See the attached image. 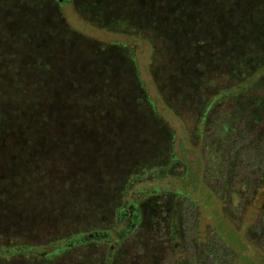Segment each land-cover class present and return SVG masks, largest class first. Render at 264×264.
<instances>
[{
	"label": "rangeland",
	"instance_id": "obj_1",
	"mask_svg": "<svg viewBox=\"0 0 264 264\" xmlns=\"http://www.w3.org/2000/svg\"><path fill=\"white\" fill-rule=\"evenodd\" d=\"M20 1L27 2V0H18L19 4ZM34 1L42 10L47 11L49 17H54L57 23L61 18L63 25L69 31L75 32L83 39L93 41L99 49L105 48L104 51L112 57L117 66L126 68L133 64L127 62L122 50L113 49L111 46L130 50L139 79L143 82L154 107L153 111H156L169 127H162L163 131L154 128L149 132L147 128L150 126H143L137 120V116H133L135 103H130L129 106L126 104L122 109L121 117L126 115L128 120L137 121L140 127H124L125 130L129 129V133L126 131L118 141L120 132L117 128L121 120L120 114L116 111L114 115V111H110L106 106V100L99 95L102 89L94 91L99 85L106 87V84H101V76L96 75L97 77L92 79L94 74H89L84 61L71 54V48L69 52L66 51L69 39L66 44L62 43L59 33L54 39L60 41L59 43L42 39L44 37L42 31L36 32L34 36L40 41L42 49L36 50L30 61L26 57L17 65L18 76L24 83L21 89H26V93L20 92L15 95V92L14 97L41 98L27 109L30 117L36 119L37 115H43L47 111L48 115L55 116L57 127H47L49 123H42L41 127H30V131L29 127L23 126L11 127L4 131L0 124V186L4 181L9 180L7 186L0 191V196L6 195L0 198V245L32 246L30 255L26 257L17 255L9 260L0 259V264H85L88 260L92 263V259L97 256H99L98 264H264V127H250L249 146H238L226 156L222 153L221 142L228 143L224 144L226 146L232 144L227 140L228 129H236L237 131L232 135L238 136L239 130L241 131L243 127L241 123H237L225 129L221 127L222 122H218L219 127L212 128L216 124L219 112L227 109L232 112L237 105L242 108L248 96L263 97L264 85L252 86L241 95H238L237 91L236 97L228 101L224 100L223 89L238 85L239 78L221 72L223 70L217 67L208 76L206 69L203 70L200 59L197 58L200 52H205L207 49L205 29L208 27H201L198 31L193 29L191 33L188 30L190 27L187 20L179 22L177 28L187 40L191 38L189 43L193 53L192 66L193 70L195 68L198 70L196 89L200 94L199 96L190 94L186 99H178L173 93L171 83L174 77L179 76L177 70L180 71L182 68L173 58L170 59V54L173 57L180 52L176 50L173 54L176 47L185 52L188 45L184 42H174L173 45L169 36L162 38L157 34L146 35V29L130 25L133 18L124 15L121 10L106 20L98 21L97 12L82 10V5L78 4L82 3L81 0L77 3H74L75 0ZM197 1L199 6L205 2L211 7L207 16L212 21H216L223 16L221 13L233 0H222L219 4L220 8L212 6L213 0ZM237 1L234 0V4ZM102 3L105 5L104 0ZM154 6L156 3L152 6V11ZM241 7L242 10H238L240 24L244 27L245 19L249 24L244 28L248 30L250 37L252 36L250 32L259 28L258 35L264 39V32H261L263 28L253 25L251 21V14L258 11L247 10L245 5ZM108 9L109 6L106 4L103 11L106 16ZM10 10L12 11L11 8ZM198 11L201 12L198 16H202L201 7ZM11 17L13 16L10 13L8 20H11ZM194 17L191 16L190 20L195 21L197 25L198 21L194 20ZM56 27L60 30V24ZM67 29L63 33H66ZM202 36L204 39H201ZM243 38L246 39L244 36ZM86 47H88L87 42L83 43V48ZM70 66L74 69H70ZM119 67H116L117 70ZM126 73L130 74L131 69H127ZM244 75L241 74V81L244 80ZM209 77H213V80L207 81ZM3 78L4 71L0 68V79ZM128 79H131V75ZM91 80L93 82L95 80L94 83L89 84L94 94L82 95L80 90L83 82ZM124 85L125 87L121 86V88L125 90L131 87L129 84ZM236 87L239 89L238 86ZM218 90L222 91L215 97L214 102L217 104L214 110L206 113V120L202 123L201 115L204 114V106L209 101L205 96ZM49 100L52 103L47 108ZM93 100L99 104V114L94 111L97 104L90 107ZM81 107L87 109L89 117H86L87 111H83ZM13 110L18 113V109ZM226 118L227 116L222 113L220 121H225ZM143 119L147 121L146 118ZM130 124L132 122H129ZM120 125L122 126V123ZM167 130L172 131L170 157L173 158L174 163L169 177L152 182L153 187L162 192L159 197L160 203L156 202L159 203L158 207L154 208L150 195L137 204L143 223L128 239L121 242V245L116 246L113 243L115 251L108 254V260L106 244H96L95 253H90L87 248L80 246L60 252V247L71 239L67 238V234L73 232L74 226L85 224L83 215L78 214L82 221L69 223L74 217L73 210L71 209L73 216L68 218L62 211L69 199L68 193L65 195L62 193L60 197L53 196L52 201L60 203L56 213L55 204H51L50 198L39 195L38 191L31 190L22 196L21 184L26 180L34 181L36 177L34 173L27 174L25 168L30 169L35 163L47 162L50 171L55 172L50 175L57 177L60 182V189L58 183L54 182V187L58 188L56 193L64 190L72 192L75 186L74 177L80 178V186H85V180H90L92 189L95 190L99 178L106 176L105 173L113 162V154L119 144L125 146L123 154L125 160L122 158L125 164L124 173L137 169L145 173H160V170L170 169L168 164L163 166V169L159 168L157 164L159 161L156 160L157 157L160 160L164 159L162 152L166 142L163 138ZM21 134L27 135L26 140ZM13 143L32 148L30 152L25 153L26 155H21L18 149L12 146ZM209 143L211 149L207 148ZM11 146L14 148L12 154ZM48 152L49 154L46 155ZM70 178L72 180L68 181ZM140 181V178L136 179L126 198L121 199L118 193L114 195L115 198L118 197L116 210L125 202L132 207L134 192L137 189H140L138 194L144 192V188L137 185ZM76 191L82 193V190ZM70 200L75 202L72 198ZM126 210L127 215L132 216V208ZM115 211L106 216L104 208L93 214L98 227L120 229L122 226L114 225ZM2 214H8V218L3 217ZM156 219L172 222V225L168 226L174 227L175 231L164 229L163 232L157 230L149 234L148 231L154 228ZM148 221L152 222L149 227L145 224ZM125 223L122 225L124 226ZM68 229L71 231L67 232ZM172 233L173 238H171ZM140 246L142 251L139 249ZM54 251H57V255L52 257L51 255L54 254L50 253ZM48 255L50 257H47Z\"/></svg>",
	"mask_w": 264,
	"mask_h": 264
},
{
	"label": "trees",
	"instance_id": "obj_2",
	"mask_svg": "<svg viewBox=\"0 0 264 264\" xmlns=\"http://www.w3.org/2000/svg\"><path fill=\"white\" fill-rule=\"evenodd\" d=\"M81 1L82 3L79 2L78 4L82 5V10H93L94 12H97L98 21L106 20L109 16H113L112 14L118 13L119 10H121L124 15L131 16L133 18L129 24L139 27V29L145 28L146 35L152 34V36H154L157 34L162 38L169 36L172 38V44L174 42H184L186 45H188L185 52L181 48L176 47L177 49L175 48L173 54L176 52V50H179L180 52L173 55V57L172 54H170V59L173 58L174 62H176V64L182 68L180 71L177 70L179 76L174 77L171 83L173 86V93L178 97V99H186L190 94H194L196 96H199L200 94V92H198L196 89V81L198 79L196 76L198 70L196 68L193 70L192 66L193 53L192 47L190 45L191 43H189L191 38L189 37V40H187L177 28L179 22H185L187 20L188 26L190 27L188 30L191 33L193 29L198 31V29L201 27H208L205 29V34L207 36V39H205V44L207 45V49L205 52H200L197 56V58H199L201 61L203 70L206 69L208 76H210L212 70L217 67L220 70H223L221 72H225L229 75L239 78L238 85H233L227 89H223L225 92V96L223 98L224 100L228 101L229 99L236 97L237 91L238 95H241L242 93L247 92V90H249L252 86H257L259 84L261 86L264 85V39L259 37V28H256L255 30V27L253 28L255 31L250 32V34H252L250 37L248 30H245L244 28L249 23L244 19L243 27V25H241L239 22L241 18L239 17L240 14L238 13V10H242V5L247 6V10L256 9L258 12L251 14V21H253V25L263 28L261 32H264V0H238L235 4L233 0L221 13V15L224 17L221 16V18L217 19L216 21H212L211 18L207 16L208 10L209 8L211 9V7H208L205 2L201 3L202 5L199 6L197 5V0H104L105 5L107 4L109 6V9L107 10V16L103 14L105 5H103L102 0ZM221 1L222 0H213L214 4L212 3V6H217L220 8L219 4ZM77 2L78 0L74 1V3ZM20 3L21 4L18 3V0H0V68L4 71V78L0 79V124L4 131L5 129L7 130L11 127L15 128L22 126L29 127L30 131V127H41L42 123H49L47 127H57L55 116L48 115L47 111L43 115H37L36 119L30 117L27 109L32 107L31 104L33 102H39L41 98L30 99L25 97H14L15 92V95L20 92L23 94L26 93V89H21V87L24 86V83H22V78L18 76L17 65L21 61H24V58L26 57L28 58V61H30L36 50L39 48L42 49L40 41H37L36 37L34 36L36 32L40 33L41 31L42 34H44L42 39H49L60 43V41L54 40L59 33L62 43L66 44L67 39H69V42L66 45L68 50L66 51L69 52V49L71 48L72 50L70 53L76 58H80V61H84L89 74H94L92 79L97 77L96 75L101 76V84H106V87L99 85V88L95 89L94 91H99L102 89L99 95L103 98V100H106V106L109 107L110 111H114V115L116 114V111L118 114H120L121 120L119 121V127L117 126V130L120 132L118 135V141H120L119 138L121 139L126 131L129 133V129L125 130L124 127H140V124L137 121L128 120L126 115L121 117L122 109L126 106V104L129 106L130 103H135L136 107L133 110V116H137V120H139L143 126L149 125L150 127L147 128L149 132L154 128H158L163 131L162 127H169L166 123H164L163 119L156 113V111H153L154 107L147 94L146 88L143 85V82L139 79L135 60L132 58L130 50L125 47L111 46L113 49L122 50L124 52V57L127 58V62L131 63V65L133 64L131 67L126 66V68H124L123 66V68H121L114 64L112 57L107 54L106 51H104L105 48L103 49L101 47L102 49H99V46L95 45L96 43L94 44L93 41L83 39L75 32L69 31L63 25L61 18L59 23H57L56 19L54 17H49L47 11L44 9L42 10L39 5H36L34 0H27V2L20 1ZM155 3L156 6H154V10L152 11V6ZM26 5L28 7L30 6L29 10ZM199 7H201L203 10L202 16H198L201 13L198 11ZM10 13L13 17H11V20H8ZM191 16H195L194 20L198 21L197 25L195 21L191 22ZM57 24H60V30L56 27ZM156 24L159 26L157 27ZM65 29H67V32L63 33ZM243 36L246 39H244ZM201 39H204V37L202 36ZM85 42H87L88 47L83 48V43ZM107 59L111 60L108 61ZM74 61H76V59ZM196 64L199 66V63L196 62ZM104 65H108L109 67ZM169 66L171 65L169 64ZM74 67L70 66V69H74ZM116 67H119V70H117ZM127 69H131L130 74L126 73ZM241 74H245L243 81H241ZM130 75L131 79H128L130 78ZM123 77H125L124 81L121 82ZM209 79L213 80V77H209L206 80L208 81ZM94 82L92 80L83 82L80 93H82V95L94 94V92L90 90L89 85L90 83ZM124 84H129L131 87L125 90V88H121V86L125 87ZM236 86H238L239 89H236ZM221 91L222 90H218L215 93H210L209 95L205 96L208 97L210 102L207 101L206 105L204 106L205 112L203 115H201L203 118L201 120L202 123L206 120V113L214 110L217 104L214 102L215 97L219 96ZM248 97L250 98L248 99ZM248 97L247 101L249 100V103L246 101L247 104L245 103L242 108L237 105L232 112L227 111L228 109L219 112L216 124L212 126V128L219 127V124L217 123L222 122L221 127H224L225 129H228V127L231 128L237 123H241L240 125L243 127L241 131L239 130L238 136L232 135V133L237 131L236 129H228L227 136L229 137L227 140H229L232 144L230 146H226L224 144L228 143H222L223 141L221 142V150L224 156L231 154L237 149L238 146H249L248 139L250 135L249 133L251 132L249 131L250 127H264V96ZM51 103V101L47 103V108H49ZM96 104L97 101L93 100L90 107L92 108ZM13 109H18V113L14 112ZM81 109L83 111H87L85 107H81ZM188 110L190 111L191 109ZM94 111L96 114H99V104H97ZM222 113L227 116V120L220 121ZM86 117H89L88 111ZM143 118H146L147 121H145ZM86 120L90 121L89 118H86ZM128 121L132 122V124L129 125ZM120 123H122V126ZM244 127H247V129H244ZM14 128L12 130H14ZM170 135H172L171 130L164 132L165 137L163 140L166 142L164 144L165 149L162 152L164 159L160 160L158 157L156 159L159 161L157 162L159 168L163 169V166L168 164L170 167L169 170L163 169L160 170V173L151 174L137 169L131 170L129 173H124L123 169L125 168V164L122 161V158L125 146L118 144L117 150L113 154V162L110 166H108V170L105 173L106 176L99 178L100 180L97 183L95 190L92 189L90 180H85V186H80V178L77 179L74 177L75 186L72 191L73 193L70 190H68V192L64 190L56 193V189L58 188L54 187V182L58 183L59 189L60 182H58L57 177L50 175V173L55 174V172L50 171L48 167L49 165L46 164L47 162H41L39 164L35 163L30 169L29 167L25 168V170H27V174L34 173L37 178L34 177V181H24L21 184L20 194H27L31 190L38 191L39 195H44V197L47 199L50 198L52 202L51 204H55L54 207H56V213V210L60 208V203L58 204L56 201H52L53 196L60 197V194L64 193L63 195H65L68 193L69 199L62 209L64 215H66L67 218L72 217L73 210L74 217L69 221V223H77V221H82L78 216V214L81 213L86 225L83 223L78 227L74 226L73 232L67 234V238L69 237L71 239L66 241V245L60 247V252L69 250L73 247L78 248L80 246L84 249L87 248L90 253H95L97 252V250L94 248L96 244H106L108 245L106 256L108 260V254L115 251L113 243L116 246L121 245V242H123L125 239H128L132 233H134L139 228V225L143 223L139 214V208H137V204L142 201L144 197H148V195H150L149 198L154 202V208L155 206L158 207L160 203L159 197L162 195V192L160 189L153 187L152 182L162 181L163 179L169 177L173 171L172 165L174 160L170 157ZM21 136L26 140L27 135L21 134ZM12 146L15 149H18V152L21 155L30 152V149L32 148L30 146H20L19 143H13ZM13 147L10 148L11 154L13 153ZM207 148H212L210 143L207 144ZM47 154H49V152L46 153V155ZM139 178L141 181L138 182L137 185L142 186V188H144V192H139L138 194L137 192L140 189H137L133 195L134 201H131L132 207H129L130 205L125 202L116 210L117 207L115 204L117 203L118 197L115 198L114 195H117L118 193L121 199L126 198L132 184L136 181V179ZM71 180L72 179L70 178L68 181ZM18 181H20V179ZM8 183L9 180L4 181V183L0 186V191L3 190ZM61 189L63 188L61 187ZM77 189L82 190V193L76 191ZM4 197H6V195L0 196V198ZM156 197L159 199H156ZM70 198H72L75 202H71ZM104 208L106 216L108 214L110 215L116 210L114 225L116 224V226H122L120 229L116 230L113 227L101 229L98 227V224L94 220L93 214L100 212V209ZM127 208L129 210L132 208V216L129 214L127 215ZM7 216L8 214L3 215V217L8 218ZM158 217L160 219V215ZM157 221L158 219H156L154 222V228H151V230L148 231L149 234L154 231L157 232V230L163 232L164 229H170L169 231L171 232L175 231L174 227L168 226L172 225V222L167 220ZM123 223H125L124 226L122 225ZM145 224L149 227L152 225V222L148 221ZM69 231H71V229H68L67 232ZM171 236V238H173V233ZM31 249L32 246L27 247L25 245H0V259L9 260L17 255L26 257L27 255H30ZM139 249L142 251L141 246ZM50 254H54L51 255L52 257L56 256L57 251H54V253ZM47 257L50 256L48 255ZM97 257L92 259L93 264H98ZM92 263L89 260L85 262V264Z\"/></svg>",
	"mask_w": 264,
	"mask_h": 264
}]
</instances>
